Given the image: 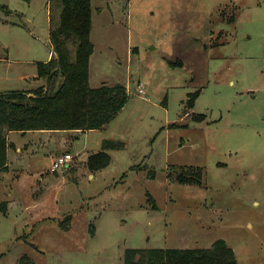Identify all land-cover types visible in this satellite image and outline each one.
Returning <instances> with one entry per match:
<instances>
[{
	"label": "rangeland",
	"instance_id": "obj_1",
	"mask_svg": "<svg viewBox=\"0 0 264 264\" xmlns=\"http://www.w3.org/2000/svg\"><path fill=\"white\" fill-rule=\"evenodd\" d=\"M91 7L89 86L130 99L105 128L68 134L76 157L58 173L44 136L9 135L33 149L12 145L0 172V264H124L128 250L219 240L237 264H264V0ZM50 53V0H0V92L46 86ZM105 140L121 148L94 171Z\"/></svg>",
	"mask_w": 264,
	"mask_h": 264
},
{
	"label": "trees",
	"instance_id": "obj_2",
	"mask_svg": "<svg viewBox=\"0 0 264 264\" xmlns=\"http://www.w3.org/2000/svg\"><path fill=\"white\" fill-rule=\"evenodd\" d=\"M91 1L50 0L54 57L38 64L39 75L47 79V85L31 92H0V172L8 170V151L12 147L9 133L101 130L128 103L127 87L121 84L95 89L89 86L90 59L94 53ZM193 103L194 98L188 105ZM121 145L105 140L103 151L91 156L89 165L94 171L106 168L111 160L106 151L120 149ZM178 180L187 182L184 176ZM7 209V203L3 204L0 212L6 213ZM70 227L71 224L64 230ZM89 231L94 234V225ZM124 264H237V260L227 243L219 240L206 250H128Z\"/></svg>",
	"mask_w": 264,
	"mask_h": 264
},
{
	"label": "crops",
	"instance_id": "obj_3",
	"mask_svg": "<svg viewBox=\"0 0 264 264\" xmlns=\"http://www.w3.org/2000/svg\"><path fill=\"white\" fill-rule=\"evenodd\" d=\"M50 57L53 58L54 54L50 53ZM0 61H1V59H0ZM30 133H33L35 135H42L45 137V139L40 141V142L42 143V146L44 148H47V155H49L48 157L51 159V165H52L53 160L56 156L66 153V152H62L61 150L67 147L66 144H68V141H69L68 134H71V133L75 134V133H80V132H78V131H60V132L35 131V132H27V133H23V134H30ZM85 133H87V132H85ZM10 134L11 133H9V135ZM8 141H9V144L15 146V151H14L15 153H19V155L20 154H31V152H29V150L32 151L31 149H33L32 143H29L28 145H26L25 148H19L14 143H11L9 138H8ZM9 150H12V148H10ZM59 152H62V153L59 154ZM70 152L74 153L73 150H70ZM19 158H21V156H19ZM9 162H10V160H9ZM8 166L10 168V163ZM50 168H51V166H50Z\"/></svg>",
	"mask_w": 264,
	"mask_h": 264
},
{
	"label": "built area",
	"instance_id": "obj_4",
	"mask_svg": "<svg viewBox=\"0 0 264 264\" xmlns=\"http://www.w3.org/2000/svg\"><path fill=\"white\" fill-rule=\"evenodd\" d=\"M139 93L142 94L144 91L140 89ZM75 157L76 156L72 152L56 156L51 165L50 172L58 173L61 169L69 166L74 161Z\"/></svg>",
	"mask_w": 264,
	"mask_h": 264
}]
</instances>
